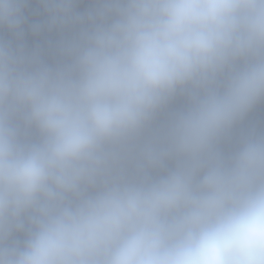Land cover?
I'll list each match as a JSON object with an SVG mask.
<instances>
[{
    "label": "clouds",
    "instance_id": "clouds-1",
    "mask_svg": "<svg viewBox=\"0 0 264 264\" xmlns=\"http://www.w3.org/2000/svg\"><path fill=\"white\" fill-rule=\"evenodd\" d=\"M264 0H0V264H264Z\"/></svg>",
    "mask_w": 264,
    "mask_h": 264
},
{
    "label": "trees",
    "instance_id": "trees-1",
    "mask_svg": "<svg viewBox=\"0 0 264 264\" xmlns=\"http://www.w3.org/2000/svg\"><path fill=\"white\" fill-rule=\"evenodd\" d=\"M264 118V111H258L257 113V119Z\"/></svg>",
    "mask_w": 264,
    "mask_h": 264
}]
</instances>
